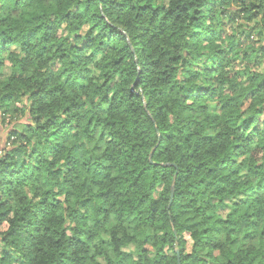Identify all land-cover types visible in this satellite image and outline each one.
Listing matches in <instances>:
<instances>
[{"label": "clouds", "instance_id": "1", "mask_svg": "<svg viewBox=\"0 0 264 264\" xmlns=\"http://www.w3.org/2000/svg\"><path fill=\"white\" fill-rule=\"evenodd\" d=\"M0 264H264V0H0Z\"/></svg>", "mask_w": 264, "mask_h": 264}]
</instances>
